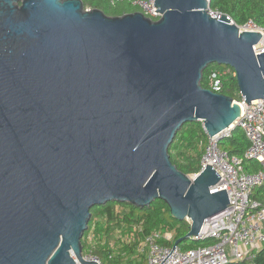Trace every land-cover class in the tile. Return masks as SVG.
Listing matches in <instances>:
<instances>
[{
  "label": "water",
  "instance_id": "water-1",
  "mask_svg": "<svg viewBox=\"0 0 264 264\" xmlns=\"http://www.w3.org/2000/svg\"><path fill=\"white\" fill-rule=\"evenodd\" d=\"M153 5L157 20L81 0H0V264L85 263L96 205L160 199L194 239L232 204L210 192L211 165L191 177L168 150L186 122L214 136L241 113L201 85L210 64L233 68L247 104L264 99L261 34L212 17L209 0Z\"/></svg>",
  "mask_w": 264,
  "mask_h": 264
},
{
  "label": "built area",
  "instance_id": "built-area-1",
  "mask_svg": "<svg viewBox=\"0 0 264 264\" xmlns=\"http://www.w3.org/2000/svg\"><path fill=\"white\" fill-rule=\"evenodd\" d=\"M126 1L144 16L157 20L161 13L155 11L154 0H109L110 5ZM210 1V0H209ZM215 18L222 14L208 10ZM230 23H234L226 16ZM238 26V25H237ZM239 30L257 31L260 40L253 45L255 54L264 51V28L252 21L239 25ZM228 74L226 68L210 66L207 74V87L216 93H222L224 88L222 79ZM232 75L235 76L233 70ZM241 108L239 117L234 124L221 133L208 136L200 157V170L211 167L220 176L210 192L225 189L229 205L222 212L208 218L203 223L199 234L194 240H211L208 245L198 246L186 250L178 246L173 248V232L152 230L143 233L142 226L132 225L125 234L118 232V239L123 243H136V253L145 256V264H228L230 262L252 263L258 250L264 245V200L253 198V189L264 183V99L252 101L250 104L239 93V98L233 99ZM241 128L246 135L249 145L244 152V158L257 161L261 169L250 173L243 168L241 157L230 155L219 146V141L231 135L232 127ZM202 129H205L202 125ZM222 136V137H221ZM221 137V138H220ZM193 174V176L197 175ZM190 225V220H186ZM88 246L82 252L85 263L103 264L91 251L94 245L93 229L84 237Z\"/></svg>",
  "mask_w": 264,
  "mask_h": 264
},
{
  "label": "trees",
  "instance_id": "trees-1",
  "mask_svg": "<svg viewBox=\"0 0 264 264\" xmlns=\"http://www.w3.org/2000/svg\"><path fill=\"white\" fill-rule=\"evenodd\" d=\"M84 9H100L106 15L120 16L131 13L137 9L126 1L110 5L109 0H81ZM209 9L228 16L236 25H244L252 21L255 25L264 28V0H210ZM226 68L228 74L222 79L224 88L222 93L233 98H239V89L236 77L232 75L233 68L216 63L210 64L203 72L201 85L207 87V74L210 66ZM207 141V135L202 129L200 121L186 122L176 133L169 146L171 162L178 170L186 175H192L200 170V157ZM249 142L243 130L235 127L229 137L219 141L221 149L230 155L243 159V168L250 173L261 169V165L254 160L244 158V152ZM253 198L264 200V183L253 189ZM91 219L88 228L82 238L83 251L88 246L84 238L90 229H93L94 245L91 252L100 258L103 264H145V256L136 253V243H123L117 235L120 231L125 234L130 226L140 224L143 233L152 230L173 232V245L177 240L178 247L182 250L208 245L211 240L184 239L189 230L186 220H176L169 212L165 202L155 199L148 207L139 208L129 203L108 202L93 206L90 209ZM242 262H230L228 264H245ZM250 264H264V245L258 250Z\"/></svg>",
  "mask_w": 264,
  "mask_h": 264
},
{
  "label": "rangeland",
  "instance_id": "rangeland-1",
  "mask_svg": "<svg viewBox=\"0 0 264 264\" xmlns=\"http://www.w3.org/2000/svg\"><path fill=\"white\" fill-rule=\"evenodd\" d=\"M191 177H193V174L192 175H190ZM245 264H248V263H245Z\"/></svg>",
  "mask_w": 264,
  "mask_h": 264
},
{
  "label": "crops",
  "instance_id": "crops-1",
  "mask_svg": "<svg viewBox=\"0 0 264 264\" xmlns=\"http://www.w3.org/2000/svg\"><path fill=\"white\" fill-rule=\"evenodd\" d=\"M246 263H248V262H246ZM248 264H250V263H248Z\"/></svg>",
  "mask_w": 264,
  "mask_h": 264
}]
</instances>
